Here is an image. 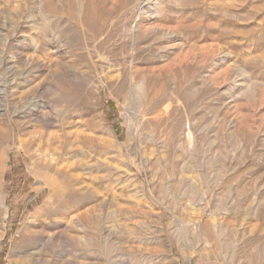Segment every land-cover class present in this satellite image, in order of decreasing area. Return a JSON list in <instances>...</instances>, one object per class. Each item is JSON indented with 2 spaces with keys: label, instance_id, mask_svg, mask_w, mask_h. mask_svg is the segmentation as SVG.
Returning <instances> with one entry per match:
<instances>
[{
  "label": "rangeland",
  "instance_id": "374dc122",
  "mask_svg": "<svg viewBox=\"0 0 264 264\" xmlns=\"http://www.w3.org/2000/svg\"><path fill=\"white\" fill-rule=\"evenodd\" d=\"M0 264H264V0H0Z\"/></svg>",
  "mask_w": 264,
  "mask_h": 264
}]
</instances>
